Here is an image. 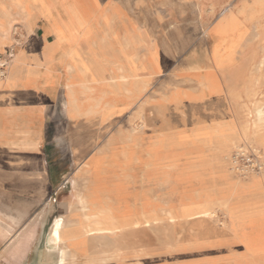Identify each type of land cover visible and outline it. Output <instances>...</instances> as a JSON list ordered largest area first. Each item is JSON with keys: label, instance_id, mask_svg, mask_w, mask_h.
Returning <instances> with one entry per match:
<instances>
[{"label": "crops", "instance_id": "obj_1", "mask_svg": "<svg viewBox=\"0 0 264 264\" xmlns=\"http://www.w3.org/2000/svg\"><path fill=\"white\" fill-rule=\"evenodd\" d=\"M198 8L195 0H37L29 20L9 26L19 27V41L13 42L23 49L0 85V166L8 164L12 176L35 184L26 188L39 191L44 200L63 187L66 177L60 173L81 163L87 168L108 152L95 149L93 142L98 134L102 141L115 121L129 115L131 124L140 108L151 111L157 95L172 86L196 92L193 66L214 70L225 95L223 76L210 61L211 40L204 37L211 44L210 65L188 67V48L201 40L188 36L189 16L194 20ZM10 34L2 35L6 45ZM166 183L173 184L172 178ZM188 184L177 186L191 188ZM212 251L222 255L213 264H233L230 245ZM253 261L245 256L239 263Z\"/></svg>", "mask_w": 264, "mask_h": 264}, {"label": "rangeland", "instance_id": "obj_2", "mask_svg": "<svg viewBox=\"0 0 264 264\" xmlns=\"http://www.w3.org/2000/svg\"><path fill=\"white\" fill-rule=\"evenodd\" d=\"M195 1L201 9V13L194 20L189 16L188 36L191 38L193 35V37L199 35L201 40L198 45L188 48V67L194 62L210 65L208 56L211 44L205 38L211 40L210 61L223 76L221 83L225 87L226 93L224 95L220 87L218 96L222 98L224 106L217 104L216 108L213 109L212 116L207 106H202L201 115L195 122L189 109L185 110V116L182 117L181 113L173 107L177 113L168 107L170 120L163 122L162 117L152 118L149 114L150 111H143L140 108L141 112L139 111L136 116L140 115L143 119H150L151 122L143 127L139 134L140 145L137 147L139 153L136 160L127 166V170L116 174L113 163H118L122 159L107 149V137L108 140L114 139L119 132L129 130L131 126L130 116L126 115L108 127L105 140L101 141L99 134L96 136L97 140L93 142V147L108 150V152L102 153L101 156H96L92 160L93 169L99 170V174L102 173L100 182L103 186H105V181L110 183L115 182L114 180H117L118 183L125 181L123 189L132 190L139 187L132 184L150 181L146 185L155 191L156 201L160 208L176 204L177 201L182 202L185 200L181 197L182 194L190 190L200 191L201 189L202 194L206 192L207 197L216 203L217 217L213 221L216 224L218 222L228 223V227H224L221 223L215 226L217 234L213 237L215 244L219 246L230 245L232 252H234L233 264H238L245 256L254 260L251 264H264V261L261 262V258L264 259V236H262L264 235V174L250 175L247 180H245L247 177L233 175L234 182H230L224 177V174H227L226 169L224 172L220 166V164H225V167L228 165V171L231 173L229 165H232V155L236 151L235 146L245 148L254 146L259 151L262 169L264 170V122L254 121L255 107L264 108V0ZM243 2L246 3L247 8L251 6L254 17L253 19L248 17L251 15L250 11L236 14L239 20V28L244 30L242 41L238 40L233 35V31L227 28L226 31L228 32L223 36L225 42L221 43L222 36L220 37L219 32L215 30L221 20L222 11L234 5L237 8ZM36 3L37 0H0V59L5 61V57H8L9 62L4 68V76L0 78V85L19 63V57L15 61L13 58H9L10 48L14 45L13 41H19V27L12 28L9 26L16 22L29 20L35 12ZM193 30L197 31V35L193 33ZM9 31L13 39L10 44L6 45L2 40L4 38L2 35L7 36ZM14 51L17 53L18 50L14 49ZM2 64L3 62L0 63V65ZM190 70L193 74L201 75L214 71L209 67L202 69L200 66H193ZM171 75H175V71ZM212 79L216 81L214 77ZM161 80L158 83L159 86L162 84H160ZM170 80L174 81L175 78L172 77ZM179 85H185V83H179ZM187 86L188 89H193L190 82ZM168 91L178 97H181L183 92L176 86L170 87ZM169 95L170 93L167 94V96ZM209 127L215 128L216 133L209 134ZM53 128H51V132ZM158 130L161 132L158 133ZM231 132L236 138V142L230 148L224 149L221 144L222 140L226 134ZM161 135H164L165 139L157 141L156 136ZM200 138H209V142L204 144L199 140ZM212 141L214 143H211ZM128 152L132 154L133 150L129 149ZM63 161L66 162L67 160L64 159ZM134 166H140V168L130 173L129 170H133ZM84 168L83 163L76 164L71 171H67L70 174L60 173V176L63 174L62 176L66 177L62 183L63 187L55 190L51 197L47 195L46 199L39 200L41 195L39 191L26 188V186L32 185L31 182L20 179L18 176H12L8 164L4 163L0 166V264H56V248L47 244L50 215L54 212H61L70 200L71 189L69 184L65 185L69 177L78 179L79 185H82V178L80 179L79 176L84 173ZM102 170L104 171L102 172ZM215 171L216 177L214 176ZM164 172L168 173L169 178H166L168 181L172 178L173 184L164 183L160 179L159 176ZM55 176L57 175L53 174V177ZM213 180L219 183H214ZM180 183H190L191 186L188 185L191 188H178L177 185ZM209 186L212 187L211 190L208 188ZM48 207L51 208L48 209ZM218 211L223 213H218ZM29 224L32 228L34 227V230ZM164 228L166 236H163L161 231H159L160 233H138V237L133 241L135 248L126 250L123 264H129L139 256L168 264H185V259L189 257L184 250L167 248L163 243L170 242L175 236L174 228L170 226ZM24 233L27 234L24 236ZM18 245H22V247ZM237 245L241 246V250L235 247ZM16 248L18 249L14 250ZM18 251H20V255ZM97 252V249L93 250V255L97 256ZM221 257L222 255H220Z\"/></svg>", "mask_w": 264, "mask_h": 264}, {"label": "bare ground", "instance_id": "obj_3", "mask_svg": "<svg viewBox=\"0 0 264 264\" xmlns=\"http://www.w3.org/2000/svg\"><path fill=\"white\" fill-rule=\"evenodd\" d=\"M245 4L246 3L243 2L237 8H235L234 5L222 11V17L217 26L218 30H215L219 32L220 37L222 36L221 39L223 40L221 43L225 42L223 36L228 32L226 31L227 28L233 31V35H235L238 40L242 41L244 30L239 28V20L236 14L250 11L251 15L248 17H252V19L254 17L252 16L254 12L251 10V6L247 8ZM198 13L200 15V8ZM236 29L237 31L235 32ZM15 43L13 47L10 48L11 51L9 55V58H13L14 61L20 55L19 52L21 50H19V48H22V46ZM14 49L18 50L17 53ZM12 61L10 62L12 63ZM192 75L195 77L194 83H192L196 86V92L182 90L181 97L174 95L168 90L166 93H159L154 100L155 107L149 113L152 118L160 116L163 122H168L170 118L168 117L167 108L173 107L176 111L181 113L182 117L185 116V110L189 109L191 117L195 122L201 115L200 110L202 106L205 107L206 105L212 116L214 107L216 108L217 104L218 106L219 104L223 105L222 98L218 96L220 93V86L217 81L212 79V73L207 72L205 75L192 73ZM9 77L10 73L3 81H7ZM168 93H170L169 96H167ZM254 118L255 122L263 123L264 108L256 106L254 109ZM150 122L151 120L143 119L140 115L136 116L129 130L123 132L119 140L110 139L108 141L107 149L114 152V154L122 159V161L118 163H113V169L116 170V174L120 171L127 170V166H130L131 162L136 160V156L139 153L137 147L140 145L139 134L142 132L143 127L147 126ZM160 132L161 131L158 130V133ZM208 133L214 134L216 133V129L209 127ZM156 138L157 141L165 139L164 135L156 136ZM199 140L204 144L209 142V138H200ZM214 141L211 143H214ZM234 142H236V138L233 137L231 132L224 136L221 144L224 149H228L234 145ZM237 147L238 145L235 146V149ZM254 148L257 149V147ZM129 149L133 150L132 154H129ZM146 152L144 153L145 155ZM145 155L143 156L146 158ZM220 166H222L224 172L226 169L227 174L223 173L224 177L230 182H234L233 176L228 171V165L225 167V164H220ZM231 167L232 165H229L230 171L232 170ZM120 168H122V170H120ZM98 171L99 170L93 169L91 161L88 167L84 168V173L79 176L80 179L82 178V185H79L80 181H77L78 179L72 176L69 177L67 182L71 185V198L61 212H54L50 215L51 218L49 217L50 223L47 244L56 248V264H123L126 250L135 248V246H133V241L138 237V233H158L161 231L163 236H166L164 231L165 226L173 227V231H175L176 234L170 242L163 243H165L167 248L184 250L189 257L185 259L187 264H213L220 259V254L213 252L212 249L218 248L219 246L215 244L213 237L217 235L215 226L220 225L221 222L216 224L213 221L214 218L217 217L215 211L216 203L210 200V197H207L206 192L202 194L201 189L200 191L190 190L182 194L181 197L185 198L184 201H177L176 204L166 205V207L160 208L156 201L155 191L150 187L148 188L146 185L149 182L132 184L139 186L138 189L133 188L134 190L123 189L125 181H123V183H118L117 180L111 183L105 181V186H103L100 182V175L102 173L99 174ZM103 171L104 170H102V172ZM260 173L264 174V170L262 169ZM214 176H217L216 171L214 172ZM115 177L118 178L117 175H115ZM159 177L164 183L168 181L166 178H169L167 172L162 173ZM206 177H208V175H206ZM208 188L210 190L212 189L210 186ZM50 208L48 207V209ZM221 224H223L224 227H228V223L225 224L222 222ZM34 232L32 233L33 237L35 236ZM27 233H24V236ZM6 234L8 235V232H6ZM20 246L22 247V245ZM17 249L18 248L14 250ZM96 249L98 250L97 256H94L93 250ZM11 251L13 253L12 248ZM18 253L19 255L21 254L20 251H18ZM262 261H264L263 258H261V262ZM129 264H167V262L139 256Z\"/></svg>", "mask_w": 264, "mask_h": 264}, {"label": "built area", "instance_id": "obj_4", "mask_svg": "<svg viewBox=\"0 0 264 264\" xmlns=\"http://www.w3.org/2000/svg\"><path fill=\"white\" fill-rule=\"evenodd\" d=\"M2 61L0 59V78L4 76V68L7 65L8 57ZM232 171L235 175L240 177H248L251 174H259L262 171L261 157L259 151L254 147H237L234 155H232Z\"/></svg>", "mask_w": 264, "mask_h": 264}, {"label": "water", "instance_id": "obj_5", "mask_svg": "<svg viewBox=\"0 0 264 264\" xmlns=\"http://www.w3.org/2000/svg\"><path fill=\"white\" fill-rule=\"evenodd\" d=\"M50 222V221H49Z\"/></svg>", "mask_w": 264, "mask_h": 264}]
</instances>
